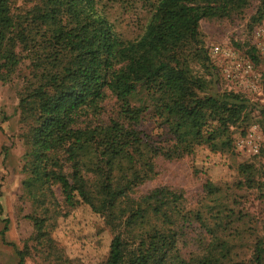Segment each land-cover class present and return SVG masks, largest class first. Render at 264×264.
Listing matches in <instances>:
<instances>
[{"label":"trees","instance_id":"trees-1","mask_svg":"<svg viewBox=\"0 0 264 264\" xmlns=\"http://www.w3.org/2000/svg\"><path fill=\"white\" fill-rule=\"evenodd\" d=\"M45 1L49 13L37 32L39 40L23 47L26 58L42 71L19 102L23 117L32 121L29 155L35 174L50 188L59 187L70 208L91 205L75 182H85L83 173L95 177L97 195L126 206L125 221L111 226L114 236L104 264H246L223 261L225 243L220 237H213L201 258L186 261L179 244L192 215L180 203L182 194L156 188L143 204L130 194L153 177L157 157L174 161L199 151L218 154L233 147V129L246 134L257 110L247 94L235 89L208 93L207 80L192 71L191 63L204 61L206 70L213 65L201 22H237L252 0H143L144 25L134 37L118 29L110 12L112 4L124 0ZM255 1L252 23H263L264 0ZM15 9L12 0H3L0 28L23 35L26 21ZM10 27L19 31L10 32ZM0 33L4 40L6 33ZM0 46L4 54L3 43ZM108 93L120 103L122 121L80 126L88 112L101 113ZM258 110L264 133V107ZM146 121L155 125L156 134L140 129ZM260 154L264 158V144ZM62 162L69 165L70 175ZM240 170L246 181L238 187L256 189L264 198V162L260 179L252 164ZM205 189L213 194L209 181ZM196 217L205 225L202 212ZM30 219L43 234V219ZM17 256L18 264H26V249H17ZM251 262L264 264V236L256 241Z\"/></svg>","mask_w":264,"mask_h":264},{"label":"rangeland","instance_id":"rangeland-1","mask_svg":"<svg viewBox=\"0 0 264 264\" xmlns=\"http://www.w3.org/2000/svg\"><path fill=\"white\" fill-rule=\"evenodd\" d=\"M12 1L13 6L16 5L15 15L19 14L26 21V30L23 35L15 36L8 33L7 27L0 28V32L6 33L4 40L0 33L5 51L0 53V264H18L17 249H26V264H104L114 236L111 226L125 221L126 206L97 195L95 177L83 173L85 182L81 179L75 182L91 205L70 208L59 187L50 188L35 174V162L29 155L32 121L23 117L19 102L27 85L35 82V76L42 70L34 66L32 58H26L27 51L23 47L39 40L37 32L49 10L45 0ZM143 4V0H124L110 6L118 29L126 37H134L142 29L147 11ZM2 5L3 0H0ZM257 7L258 2L252 0L237 22L231 19L202 21L200 31L213 65L206 70L204 61L194 59L191 63L192 71L207 80L208 93L221 94L235 89L247 94L257 110L251 115L246 134L242 135V129H233V147L218 154L199 151L174 161L157 157L153 162V177L130 194L135 202L142 204L143 198L156 188L167 187L182 194L180 203L192 215L190 227L179 244L188 262L205 255V247L213 237H220L225 243L224 262L253 264L255 243L264 236V198L256 189L238 187L239 182L246 181L240 170L242 165L252 164L255 176L260 179L264 162L260 154L264 133L258 110L264 107V59L252 35L264 22L252 23ZM28 11L30 15L26 14ZM8 29L11 32L14 28ZM215 46L221 47V54L212 53ZM253 56L260 59L254 61ZM242 60L252 62L253 77L239 86L227 79L224 71L235 72ZM256 80H259L257 85ZM102 107L100 114L84 115L80 126H107L111 119L122 121L120 103L113 95L107 94ZM140 129L147 134L157 133L151 121L144 122ZM59 159L63 160L62 155ZM61 166L70 175L69 165L62 162ZM138 168L136 166L135 170ZM70 181L74 182L72 177ZM208 181L213 194L205 189ZM198 212L205 217V225L197 219ZM30 217L43 219V234Z\"/></svg>","mask_w":264,"mask_h":264},{"label":"built area","instance_id":"built-area-1","mask_svg":"<svg viewBox=\"0 0 264 264\" xmlns=\"http://www.w3.org/2000/svg\"><path fill=\"white\" fill-rule=\"evenodd\" d=\"M253 38L256 40L258 44V48L260 50V55L264 59V25L260 26L259 28L255 29L253 32ZM212 53L215 55H219L222 53V49L220 46H215L212 48ZM225 76L227 79H231L232 81L239 84H245L249 81L250 77H253V64L251 61L242 60L239 64L238 69L234 71H227L225 69ZM259 80L255 81V85ZM240 86V85H239Z\"/></svg>","mask_w":264,"mask_h":264}]
</instances>
